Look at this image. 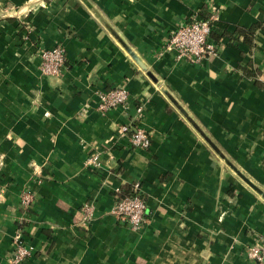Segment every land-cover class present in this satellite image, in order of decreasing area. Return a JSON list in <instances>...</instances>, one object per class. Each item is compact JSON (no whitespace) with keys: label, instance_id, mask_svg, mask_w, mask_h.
Here are the masks:
<instances>
[{"label":"crops","instance_id":"0c3cea01","mask_svg":"<svg viewBox=\"0 0 264 264\" xmlns=\"http://www.w3.org/2000/svg\"><path fill=\"white\" fill-rule=\"evenodd\" d=\"M205 11L229 32L262 24L255 46L236 32L211 37L219 50L199 63L166 52L170 34ZM57 45L65 66L42 76L40 51ZM113 87L128 104L100 111L98 93ZM163 87L264 190V0H0V264H12L20 225L32 250L22 264H256L247 251L264 233V198ZM127 122L146 129L148 149L130 146ZM95 151L100 169L85 165ZM134 182L147 203L139 230L111 212L115 189Z\"/></svg>","mask_w":264,"mask_h":264},{"label":"built area","instance_id":"2783aa9c","mask_svg":"<svg viewBox=\"0 0 264 264\" xmlns=\"http://www.w3.org/2000/svg\"><path fill=\"white\" fill-rule=\"evenodd\" d=\"M218 19L214 13L209 18H203L198 14H191L186 22L173 31L167 38L165 51L171 52L177 59H187L194 63L201 62L209 55L218 52L219 47L211 38V22ZM40 71L42 76L59 75L65 66V51L63 46L42 48L40 51ZM98 109L107 111L118 106L128 104L130 94L125 87H113L101 90L99 93ZM143 105L137 107V112H142ZM45 114H48L47 112ZM121 134L127 136L132 148L148 149L151 146L149 133L145 128L132 122L122 124ZM101 152L95 151L85 160V165L93 169L103 167ZM121 187L115 189L116 203L111 210L112 214L121 223L126 224L132 230H139L147 220V203L139 182H134L131 194L119 198ZM34 192L24 190L21 195V205L28 208L34 202ZM82 223L89 224L95 217V205L86 201L81 206ZM13 254L10 259L12 264H22L31 255L32 250L24 235V229L18 226L13 237ZM247 254L256 264H264V233L258 236L255 243L249 246Z\"/></svg>","mask_w":264,"mask_h":264},{"label":"water","instance_id":"95a60500","mask_svg":"<svg viewBox=\"0 0 264 264\" xmlns=\"http://www.w3.org/2000/svg\"><path fill=\"white\" fill-rule=\"evenodd\" d=\"M87 1V0H85ZM88 3V2H87ZM89 4V3H88ZM115 36L120 40L126 50L134 58V60L147 71L148 75L153 79L157 80L151 71L148 70L146 64L137 56V54L113 31ZM162 91L166 94L169 100L178 108V110L183 114V116L194 126V128L202 135V137L208 142V144L215 150V152L230 166L235 173L242 178L249 186H251L256 192H258L264 198V190H262L258 185H256L248 176H246L232 161L222 152V150L217 146V144L207 135V133L200 127V125L194 120V118L188 113V111L180 104L176 97L165 87Z\"/></svg>","mask_w":264,"mask_h":264},{"label":"trees","instance_id":"16d2710c","mask_svg":"<svg viewBox=\"0 0 264 264\" xmlns=\"http://www.w3.org/2000/svg\"><path fill=\"white\" fill-rule=\"evenodd\" d=\"M211 16V12L205 11L203 14L204 18H209ZM223 23L220 22L219 19L213 20L211 22V37L216 39V40H220L222 37H224L225 35L228 36H232L234 35V33H238V35H242L244 37V42L246 44H248V46L250 48H253L255 46L254 43V39H255V35L256 32L259 28L262 27V24H254L252 26H250L249 28H241L238 27L236 28L233 32H229L227 30L226 25H222ZM242 70L244 71V73L248 76L254 77L257 79L258 76H256V70L253 69L252 64L249 63L247 66H241ZM132 184H129L127 186H122L121 187V192L118 194L119 198L128 194H131V188H132Z\"/></svg>","mask_w":264,"mask_h":264}]
</instances>
